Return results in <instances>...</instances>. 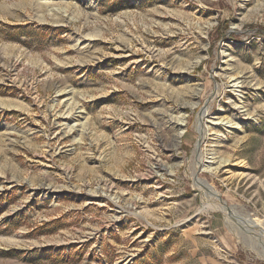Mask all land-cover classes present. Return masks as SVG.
<instances>
[{
    "label": "rangeland",
    "instance_id": "obj_1",
    "mask_svg": "<svg viewBox=\"0 0 264 264\" xmlns=\"http://www.w3.org/2000/svg\"><path fill=\"white\" fill-rule=\"evenodd\" d=\"M1 102L0 264H264V0H0Z\"/></svg>",
    "mask_w": 264,
    "mask_h": 264
},
{
    "label": "bare ground",
    "instance_id": "obj_2",
    "mask_svg": "<svg viewBox=\"0 0 264 264\" xmlns=\"http://www.w3.org/2000/svg\"><path fill=\"white\" fill-rule=\"evenodd\" d=\"M1 106H8V107H19L13 103H10V102H1L0 103ZM196 129H197V132L199 134V138L201 139L202 138V127H201V123H200V120H196ZM199 157V156H198ZM196 158V161H195V165H197L199 163V158ZM195 186L202 190L203 193L205 194V196H207L211 201L214 202V207L215 209L217 210H220L225 216L226 218H228V207H226L225 205L221 204L218 200V193L216 192V190H214L208 183H206L205 181L203 180H200V179H195Z\"/></svg>",
    "mask_w": 264,
    "mask_h": 264
},
{
    "label": "water",
    "instance_id": "obj_3",
    "mask_svg": "<svg viewBox=\"0 0 264 264\" xmlns=\"http://www.w3.org/2000/svg\"><path fill=\"white\" fill-rule=\"evenodd\" d=\"M197 146H199V141H198V144H197ZM198 148V147H197Z\"/></svg>",
    "mask_w": 264,
    "mask_h": 264
}]
</instances>
